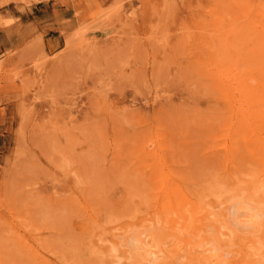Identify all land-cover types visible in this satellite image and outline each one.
<instances>
[{
	"label": "rangeland",
	"instance_id": "obj_1",
	"mask_svg": "<svg viewBox=\"0 0 264 264\" xmlns=\"http://www.w3.org/2000/svg\"><path fill=\"white\" fill-rule=\"evenodd\" d=\"M263 41L264 0H0V264H264Z\"/></svg>",
	"mask_w": 264,
	"mask_h": 264
},
{
	"label": "bare ground",
	"instance_id": "obj_2",
	"mask_svg": "<svg viewBox=\"0 0 264 264\" xmlns=\"http://www.w3.org/2000/svg\"><path fill=\"white\" fill-rule=\"evenodd\" d=\"M264 42V41H263ZM237 48V47H236ZM232 51V50H231ZM260 52V51H259ZM258 52V53H259ZM229 54V53H228ZM237 54V53H236ZM254 54V53H253ZM261 54V53H260ZM249 56V55H248ZM259 56H257V58H258ZM249 58V57H248ZM254 58V57H253ZM241 59V58H240ZM246 58H244V60H245ZM238 60V59H237ZM248 61V60H247ZM251 61V60H250ZM256 61V60H255ZM254 61V62H255ZM244 62V61H243ZM263 63V62H262ZM254 64V63H253ZM264 64V63H263ZM234 65V64H233ZM253 66V65H252ZM261 66V65H260ZM227 67H228V65H227ZM252 68V67H251ZM263 68V67H262ZM229 69V68H228ZM231 69V68H230ZM247 69V68H246ZM252 71V70H251ZM254 71V70H253ZM256 71V70H255ZM213 72V71H212ZM205 73V72H204ZM209 73V72H208ZM248 73H250L249 71H248ZM256 73V72H255ZM206 74H207V72H206ZM211 74V73H210ZM230 74V73H229ZM251 74H253V73H251ZM220 75H226V84L225 85H227V71H222L221 72V74ZM241 75V74H240ZM254 75V74H253ZM260 75V74H259ZM213 76V75H212ZM216 76H217V73H216ZM255 76V75H254ZM233 77V76H232ZM217 78V77H216ZM254 78V77H253ZM213 79H214V77H213ZM245 79V78H244ZM252 79V78H251ZM231 80V79H230ZM219 81V80H218ZM233 81V80H232ZM231 81V82H232ZM241 81V80H240ZM240 81H239V85H238V89L240 90L238 93H242L243 94V97L245 98V102H246V104H247V107H239V106H241L240 105V103H239V105H238V108H240L241 110H243V108H244V110L243 111H240V112H238V111H235V109L233 108V110H234V112H237L236 114L233 112V114L234 115H236V116H256V111H255V109H254V106H256V104H262L264 101H262V103H255V104H253V101L254 100H256V99H258L259 100V98H262L261 96H264V83H263V81H262V85H260V86H258L257 84H252V83H246L245 81H243V82H241L240 83ZM256 81H258V80H256ZM245 82V83H244ZM261 82V81H260ZM211 83V82H210ZM214 83V85H215V81L213 82ZM217 83V82H216ZM225 82L223 81V84H224ZM243 83V84H242ZM218 84H219V82H218ZM221 85V84H220ZM231 86V85H230ZM226 87V86H225ZM222 88V87H221ZM223 88H224V85H223ZM222 88V89H223ZM227 88V87H226ZM234 88V87H233ZM210 89V88H209ZM230 89V88H229ZM224 90V89H223ZM228 91V90H227ZM226 92V90H224L222 93H225ZM228 94H229V92H227ZM227 93H226V95H227ZM235 93V92H234ZM215 94V93H214ZM227 97V96H226ZM228 97H229V95H228ZM236 98V97H235ZM242 98V97H241ZM226 100H228L229 101V99H225V101ZM232 101V100H231ZM230 102V101H229ZM227 104V103H226ZM229 104V103H228ZM242 104V103H241ZM245 104V103H244ZM218 105V104H217ZM235 105V104H234ZM229 106H231V105H229ZM242 106H243V104H242ZM244 106H246V105H244ZM258 106H260V105H258ZM218 107H220V106H218ZM235 107V106H234ZM229 108V107H228ZM238 108L236 109V110H238ZM259 109H260V107H258ZM226 109V108H225ZM264 109V108H263ZM227 110V109H226ZM226 110H224L225 112H226ZM260 111V110H259ZM229 112V111H228ZM230 112H231V110H230ZM229 112V113H230ZM262 114H263V112L262 111H260ZM225 114H227V113H225ZM262 114H258L259 116L261 115V117H262ZM231 115H232V112H231ZM233 115V116H234ZM228 116H229V114H228ZM180 117V116H179ZM238 118V117H237ZM240 118V117H239ZM243 119V118H242ZM260 119H262V118H260ZM257 120V119H256ZM259 120V119H258ZM254 121V120H253ZM243 120H242V125L240 126V129L238 128V129H235V131L237 130V133L236 134H238V132L240 131V130H244V128H243ZM263 122H264V118H263ZM254 127V126H253ZM156 128V127H155ZM254 129V128H253ZM187 130V129H186ZM185 130V131H186ZM200 132V131H199ZM244 132V131H243ZM240 133V132H239ZM242 134V133H241ZM240 134V135H241ZM245 134V133H244ZM141 135V134H140ZM247 135V134H246ZM235 138V137H234ZM239 138V137H238ZM236 139V138H235ZM242 139V138H241ZM245 139V138H244ZM246 140L247 139H245V140H242V141H245L246 142ZM238 141V140H237ZM248 141V140H247ZM250 141V140H249ZM254 141H255V139H254ZM251 142V141H250ZM257 142V141H256ZM255 142V143H256ZM242 143V142H241ZM240 143V144H241ZM258 143V142H257ZM105 144V143H104ZM162 144H164L163 142H162ZM247 143H245V145H246ZM260 144V143H259ZM258 144V145H259ZM231 145H232V148L233 147H235V146H237L238 145V143L236 142V145H235V143H231ZM161 146V145H160ZM242 146V145H241ZM162 147V146H161ZM226 147V146H225ZM264 148V146H261V148ZM227 148V147H226ZM257 148V147H256ZM259 148V147H258ZM236 150V149H235ZM257 150V155H259V152H258V149H256ZM261 150V149H260ZM230 151V150H229ZM233 151V150H232ZM156 152V151H155ZM236 152V151H235ZM253 152H255V149H253ZM149 153V152H148ZM227 153V152H226ZM232 154V153H231ZM236 154V153H235ZM158 155V157L160 156V158L161 157H165L163 154V156H161V154L159 155V154H157ZM122 160V159H121ZM160 161V160H159ZM161 162L163 163V161L161 160ZM157 164V163H156ZM164 164V168H165V163H163ZM246 165V164H245ZM237 166V165H236ZM157 167H158V164H157ZM160 167V166H159ZM163 168V169H164ZM155 169H157V168H155ZM236 169V168H235ZM239 169V168H238ZM241 169V168H240ZM159 170V169H158ZM158 170H157V172H158ZM234 173H235V171H234ZM154 174H155V172H154ZM166 174H167V172H166ZM165 174V175H166ZM236 174V173H235ZM168 175V174H167ZM166 175V176H167ZM255 175V174H254ZM257 175V174H256ZM168 176H170V175H168ZM167 176V177H168ZM154 177V176H153ZM155 178V177H154ZM159 178V177H158ZM157 178H155L154 180H156ZM168 179H169V177H168ZM254 179H255V177H254ZM152 181H153V179H151ZM170 180V179H169ZM255 180H257V179H255ZM172 180H170V182H171ZM156 182H157V180H156ZM170 182H168V185L167 186H165L166 188H165V194L166 195H164V197L162 196L161 198L163 199V208L164 209H162V210H168L169 208H170V206H172V204L173 203H175L174 205L176 206V207H178V208H176V207H174V211H175V208H176V210L178 211L177 213H180L181 214V217L183 216V219L185 220V222H187L188 220H191L190 218H189V216L188 215H186L185 214V209L187 210V208L186 207H188V205L189 206H194V202L193 203H191V201L190 200H188L187 198H186V196L187 195H184V193L178 188V187H176L174 184L172 185V184H170L169 185V183ZM254 182V181H253ZM258 182H260V181H258ZM172 183V182H171ZM231 183V182H230ZM240 183V182H239ZM244 183V182H243ZM215 184V183H214ZM256 184V183H255ZM259 184V183H258ZM257 184V185H258ZM261 184H264V183H261ZM161 185V184H160ZM227 185V184H226ZM235 185V184H234ZM241 185V184H240ZM253 185H254V183H253ZM153 186V185H152ZM259 186V185H258ZM215 187V186H214ZM255 186H253V188H254ZM222 188V187H221ZM227 188V187H226ZM250 188L252 189V187H251V185H250ZM257 188L258 187H256V190L255 191H257ZM181 189H183V188H181ZM236 189V188H235ZM238 189H239V187H238ZM241 189V188H240ZM239 189V190H240ZM250 189V190H251ZM164 190V189H163ZM245 191V190H244ZM248 191V190H247ZM233 192H234V189H233ZM233 192H232V194H233ZM164 194V193H163ZM186 194V193H185ZM222 194V193H221ZM255 194V193H254ZM253 194V195H254ZM234 195V194H233ZM236 195V194H235ZM160 197V196H159ZM204 197V196H203ZM234 197H236V196H234ZM160 198V199H161ZM251 198V197H250ZM162 199H161V201H162ZM230 200V199H229ZM160 201V202H161ZM231 201H232V198H231ZM225 202H227V201H225ZM225 202H222L223 204H225ZM237 202V201H236ZM235 202V203H236ZM126 203V202H125ZM162 203V202H161ZM160 203V204H161ZM235 203L233 204L232 202H231V204L230 205H227V206H225L224 207V209L222 210V212H221V219H220V221L222 222V223H224V227H226V228H228V229H230L231 230V227L230 226H232V227H236L237 226V221L234 219V211H236L235 210V208H236V205H235ZM159 204V203H158ZM228 204V203H227ZM237 204V203H236ZM86 205V204H85ZM140 205V204H139ZM173 205V206H174ZM220 205V204H219ZM201 206H202V204H201ZM221 206V205H220ZM204 207V206H203ZM159 208H160V206H159ZM195 208V207H194ZM197 208H198V206H197ZM250 208V207H249ZM140 210V209H139ZM170 210H171V208H170ZM245 210V209H244ZM189 211H191V210H189ZM198 211H199V209H198ZM167 212V211H166ZM192 212V211H191ZM172 213V212H171ZM174 213V212H173ZM188 213V212H187ZM193 213V212H192ZM167 215V214H166ZM165 215V217L167 218V216ZM196 216V215H195ZM194 216V217H195ZM178 217V216H177ZM198 217V216H197ZM245 217H246V225L245 226H242V227H244V228H249V227H252V226H258V224L260 223V220L262 219V217H263V213L262 212H260V211H255V210H253V209H246V212H245ZM166 218H165V220H166ZM163 219H164V217H163ZM171 219V218H170ZM178 219V218H177ZM196 219V218H195ZM178 220H180V219H178ZM200 220V219H199ZM182 221V220H181ZM197 221V220H196ZM196 221H194V223L196 222ZM171 222V221H170ZM184 222V223H185ZM189 222V221H188ZM177 224L179 223V222H176ZM190 223H191V221H190ZM189 223V224H190ZM167 225V224H166ZM179 225V224H178ZM181 225V224H180ZM191 225H193L192 223H191ZM210 225V224H209ZM209 225H207L206 227H207V229H209L210 227H209ZM223 225V224H222ZM202 226H204V225H202ZM201 226V227H202ZM210 226H212V224L210 225ZM188 227V226H187ZM190 227V226H189ZM209 227V228H208ZM175 229V228H174ZM192 229H193V226H192ZM238 229V228H237ZM167 230V229H166ZM205 230V229H204ZM263 231V230H262ZM264 233V232H263ZM142 235H144L143 233H141ZM167 234V233H166ZM211 234V233H210ZM180 235V234H179ZM225 235V234H224ZM177 237V236H176ZM205 239H206V237H205ZM178 240V239H177ZM131 241V237H130V239H129V242ZM223 241V240H222ZM132 243V242H131ZM209 244H211V242H209V241H207L206 242V245H209ZM129 247H130V244L128 245ZM210 246V245H209ZM147 249V248H146ZM210 250H212V249H210ZM150 255H156V253L155 252H153V251H151L150 252ZM225 256H228V254H225ZM223 257H224V255H223ZM226 258V257H225ZM221 258H217V261L218 260H220ZM222 261V260H221ZM220 261V262H221Z\"/></svg>",
	"mask_w": 264,
	"mask_h": 264
}]
</instances>
